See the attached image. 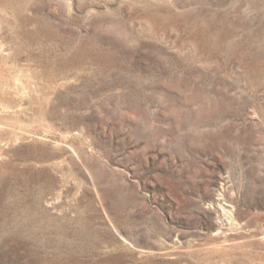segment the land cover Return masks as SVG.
<instances>
[{
	"label": "rangeland",
	"instance_id": "1",
	"mask_svg": "<svg viewBox=\"0 0 264 264\" xmlns=\"http://www.w3.org/2000/svg\"><path fill=\"white\" fill-rule=\"evenodd\" d=\"M0 264H264V0H0Z\"/></svg>",
	"mask_w": 264,
	"mask_h": 264
}]
</instances>
